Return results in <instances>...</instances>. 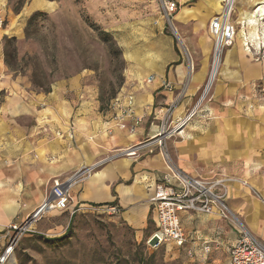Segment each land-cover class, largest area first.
<instances>
[{
	"label": "crops",
	"instance_id": "obj_1",
	"mask_svg": "<svg viewBox=\"0 0 264 264\" xmlns=\"http://www.w3.org/2000/svg\"><path fill=\"white\" fill-rule=\"evenodd\" d=\"M175 1L179 37L160 18L157 0H92L99 11L108 9L103 21L131 50V71L118 94L133 93L137 115L145 116L135 134L117 128L110 109L97 113L94 106L81 107L78 96L65 90H31L0 59V229L25 220L47 199L54 181L73 178L72 194L79 208L117 205L127 228L147 240L152 236L156 224L150 200L169 172L168 165L153 146L141 148L135 158L117 152L138 146L157 132L161 109L176 100L188 80L187 94L175 116L183 115L200 96L214 52L210 24L222 13L225 0ZM132 17L138 20L135 31L129 26ZM179 39L193 52L192 73ZM221 69L214 100L183 139L169 143L170 154L188 174L232 179L227 203L244 227L264 243V99L256 92V85L264 84V57L246 50L241 37L226 49ZM150 76L154 82L145 85ZM164 81L173 83L175 91L164 90ZM112 155L119 157L103 162ZM55 212L46 218L70 211ZM72 218L66 219L69 225ZM181 224L189 242L172 247L183 251L189 264H229L228 249L242 237L237 225L217 213H183Z\"/></svg>",
	"mask_w": 264,
	"mask_h": 264
},
{
	"label": "rangeland",
	"instance_id": "obj_2",
	"mask_svg": "<svg viewBox=\"0 0 264 264\" xmlns=\"http://www.w3.org/2000/svg\"><path fill=\"white\" fill-rule=\"evenodd\" d=\"M157 3L161 18V4ZM258 6L261 9L263 5L247 13H255ZM107 11H99L92 0H0V59L12 74L23 77L31 90H65L78 96L81 107L94 106L97 113H103L124 87L132 63L131 50L123 47L102 19ZM240 14L238 2L233 15L237 23ZM253 17L257 26L253 21L244 28L238 23L236 40L242 37L251 46L256 31L257 50L264 53V16L259 10ZM137 21L130 18L132 31ZM167 26L178 36L173 24ZM178 46L190 66L192 50L181 39ZM194 63L198 70L199 62ZM58 216L45 217L35 233L22 240L15 254L17 264H189L173 243L152 249L146 237H139L124 225L120 215L104 208H77L70 229L66 219L72 213ZM2 242L3 237L0 252Z\"/></svg>",
	"mask_w": 264,
	"mask_h": 264
},
{
	"label": "built area",
	"instance_id": "obj_3",
	"mask_svg": "<svg viewBox=\"0 0 264 264\" xmlns=\"http://www.w3.org/2000/svg\"><path fill=\"white\" fill-rule=\"evenodd\" d=\"M238 1L225 0L222 13L210 24V33L214 38V57L207 82L197 100L183 115L175 116L177 108L187 94L188 80L180 89L176 100L161 109L157 132L142 144L120 150L117 153L125 157L135 158L139 156L141 148L153 146L168 165L169 172L158 182L155 195L150 200L151 214L156 224V230L147 240L152 249L158 250L169 243L179 246L188 244L190 237L181 224L183 213L205 215L217 213L222 218L237 225L242 232V237L228 249L229 264H264V243L244 227L227 203L228 183L233 180L229 178H204L188 174L175 165L169 148V143L172 140L183 139L187 128L199 117L205 106L214 100L213 89L220 76L223 54L226 49L234 44L238 35L239 24L233 19ZM159 2L162 8L161 18L166 24H173L174 26V18L178 11L177 2L175 0H159ZM258 10L259 6L256 8L255 14ZM245 25L247 23H242L243 28ZM250 44L251 46L245 44V47L251 54L258 55V57L263 55L262 57H264L262 50H257L252 43ZM190 66L192 73L194 66L192 64ZM154 80L155 77L150 76L143 83L150 85ZM162 88L167 91H175V85L168 81L162 83ZM256 92L258 97L264 99V84H257ZM136 107V96L133 93L118 94L109 107L114 112L115 126L122 131L135 134L145 119V116L137 115ZM250 108L253 107L250 106ZM119 155H112L103 162H109ZM72 179L64 182L54 181L51 192L43 204L22 222L13 223L0 229V239L3 237L0 264H17L15 256L17 248L27 235L35 233L38 223L48 214L54 211H70L72 216L75 214L79 205L74 204ZM255 195L259 197L256 192ZM103 208L110 214L121 215V208L117 205H109Z\"/></svg>",
	"mask_w": 264,
	"mask_h": 264
},
{
	"label": "bare ground",
	"instance_id": "obj_4",
	"mask_svg": "<svg viewBox=\"0 0 264 264\" xmlns=\"http://www.w3.org/2000/svg\"><path fill=\"white\" fill-rule=\"evenodd\" d=\"M238 2L240 4V11H241L240 19H241V21L242 22H244V21L246 22L248 20H252L253 21L252 25L253 26H257V21L253 20L254 19V17H253L254 13L253 12L252 13H247V12H248V9H251V8L261 4L263 6L261 7L260 11H261L262 16H264V0H239ZM174 31L177 32L176 28L174 29ZM253 35H254V38H251L252 42H253L252 44H253L254 47L259 48L258 47L259 43H257V39H258L259 35H258V33L256 31L254 32ZM216 65H217V63H216Z\"/></svg>",
	"mask_w": 264,
	"mask_h": 264
},
{
	"label": "trees",
	"instance_id": "obj_5",
	"mask_svg": "<svg viewBox=\"0 0 264 264\" xmlns=\"http://www.w3.org/2000/svg\"><path fill=\"white\" fill-rule=\"evenodd\" d=\"M117 95H118V94H117ZM117 95H116V96H117ZM116 96H115L113 99H115V98H116ZM113 99H112V100H113ZM112 100H111V102H112ZM111 102H110V104H111ZM110 104L108 105V107H107V109L105 110V112H106V111L109 109V107H110ZM73 218H74V217H73ZM73 218H72V220H71V222H70L69 229H70V228H71V226H72V223H73ZM69 229H68V230H69Z\"/></svg>",
	"mask_w": 264,
	"mask_h": 264
}]
</instances>
